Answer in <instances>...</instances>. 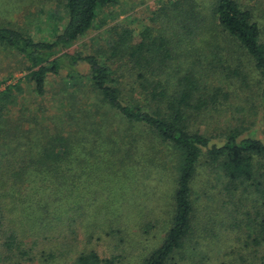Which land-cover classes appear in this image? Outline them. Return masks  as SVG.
Returning <instances> with one entry per match:
<instances>
[{
    "label": "trees",
    "instance_id": "obj_1",
    "mask_svg": "<svg viewBox=\"0 0 264 264\" xmlns=\"http://www.w3.org/2000/svg\"><path fill=\"white\" fill-rule=\"evenodd\" d=\"M119 1L58 0L66 22L51 42L0 25V46L26 65L33 104L21 102L19 82L0 91V264H210L207 250L222 247L215 231L225 224L212 212L227 202L199 207L194 180L201 166L214 172L212 184H223L221 197H234L235 210L246 211L237 227L264 249L263 137L238 126L224 139L210 138L201 128L220 109L207 97L204 74L243 53L264 77V39L252 13L236 0H211L207 14L199 0H174L153 10L139 32L115 24L108 47L96 54L64 51ZM82 68L89 73L81 75ZM62 70L71 81L86 78L90 108L80 105L78 85L65 84L49 106V77ZM261 100L264 126V86ZM142 168L147 177L159 169L172 187L165 217L151 212L143 231L156 229L154 244L134 242L135 255L124 249L130 220L115 211V198H97L115 176ZM101 242L108 253L95 250ZM254 252L226 264H264Z\"/></svg>",
    "mask_w": 264,
    "mask_h": 264
},
{
    "label": "rangeland",
    "instance_id": "obj_2",
    "mask_svg": "<svg viewBox=\"0 0 264 264\" xmlns=\"http://www.w3.org/2000/svg\"><path fill=\"white\" fill-rule=\"evenodd\" d=\"M172 1L174 0H120L116 6H109L99 11L92 29L64 51L67 53H80L83 56L96 54V51L108 47L112 37L110 28L115 27V24L126 25L134 32H139L144 25L149 24L148 17L153 10ZM209 1L211 0L198 1L202 2L201 11L203 12L204 10V14L210 12L211 4ZM236 1L242 9L252 13V19L260 27L261 37L264 39V0ZM65 22V10L58 0H0V25L19 30L34 41H53L55 35L63 29ZM99 25L103 26L99 27ZM101 58L104 59V56ZM227 62L228 64L224 63V69L219 67L214 73L204 74L203 83L205 90H207V97L214 98L216 105H220L218 107L220 109L217 112L218 114H215L213 118L209 119L201 127L203 128V133L210 138L218 137L224 139L229 130L242 126L240 130H247V134L258 129L259 135L264 139V126L259 122L260 116L263 114L261 92L264 86V77L254 68L252 62L243 53H239V55L233 53L232 59ZM24 66L26 65L21 63L20 57L0 46V91L7 85L19 82L24 88V96L21 102L26 103L27 106H33L31 102L32 94H29L30 92L24 79L27 74ZM79 70L81 75L89 73L87 68ZM85 80L86 78H78V80L71 81L66 78L63 70L60 71L58 76H50L47 87L49 106L57 105L52 97L57 93L58 88L65 84L66 86L68 85V88H74L73 86L78 85L83 91V100L80 105L90 108V105L84 104L86 102L85 97L89 95L86 93ZM146 170H143V168L141 172L132 170L127 178L115 176L104 196L97 198L98 201L103 203L108 198H115V211L117 213L121 212L122 215H126V218L128 217V221L130 220L131 233L129 236H123V238L124 249L127 248L131 252L138 247L134 246V242L142 240L143 244L147 245V240L151 239L155 234L156 229L151 230L153 234L149 232L151 233L150 236L143 234L150 217L149 214L153 212L159 215L158 218L163 219L166 215L165 211L168 209L166 205H168L169 195L171 194L172 184L169 183L166 176V178L164 175L162 176V171L156 169V174L154 172L147 177ZM205 171H207L205 167L201 166L198 168L194 180V191L200 193L202 197L199 207L204 209L215 202L220 204L223 201L227 202L224 207L212 212L213 216L218 217L217 224L221 219L225 221V224L222 227L217 226L222 231H215L219 235L222 247L212 244L207 250L209 252L207 255L209 263L226 264L232 259H237L238 256H243L244 260H247V258L251 257L253 251H255L253 254L256 258L255 262L264 263V249L256 248L251 239L241 232L245 231L243 226L237 227L240 220L247 218L246 211H243L242 208L239 211L235 210L234 197H221L225 195L223 184L217 185L216 182L212 184L214 172L205 173ZM207 180L211 184H207ZM136 184H139V189ZM204 186L205 188L200 190ZM91 187L93 188L92 184ZM220 188L222 191H219ZM204 193L211 195L210 200L206 199ZM121 203H123L122 208H120ZM202 212L206 213L204 210ZM208 212H211V210H208ZM160 234L161 231L159 230V234L156 237L160 236ZM138 236L143 238L139 239ZM116 242L118 241L115 240V244ZM154 242L155 240H149L148 247L152 246ZM108 245V242H101L99 245L95 243L94 248L99 253H102L110 250ZM217 249L224 251L218 254ZM136 251L132 253L136 255ZM118 253V251H115V255ZM122 264L132 263L127 260L122 262Z\"/></svg>",
    "mask_w": 264,
    "mask_h": 264
}]
</instances>
